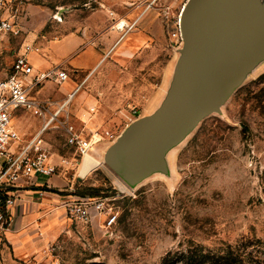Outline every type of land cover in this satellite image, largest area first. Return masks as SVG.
Segmentation results:
<instances>
[{
    "label": "rangeland",
    "instance_id": "obj_1",
    "mask_svg": "<svg viewBox=\"0 0 264 264\" xmlns=\"http://www.w3.org/2000/svg\"><path fill=\"white\" fill-rule=\"evenodd\" d=\"M162 1L177 14L187 0ZM117 3L0 0V20L16 26L14 33H0V80L12 72L28 39L42 34L59 37L70 30V20ZM166 33L147 55L120 67L123 72H117L125 81L107 83L110 96L99 101L93 113L89 109L91 127L73 113L74 102L69 105L70 123L83 138L91 139L96 131L103 137L90 152L95 158L103 157L112 143L106 133L118 137L133 109L139 118L158 105L177 57L175 42ZM64 87H58L59 97H67ZM40 97L53 100L49 94ZM25 114L23 128L32 134L42 118ZM45 140L54 159L62 156L79 165L58 171L42 198L27 187L14 191L18 201L32 207L22 224L16 219V206L9 210L8 220L3 214L0 264H264V67L224 107L223 117L206 119L171 156V179L153 178L135 190L123 189L117 176L94 159L79 171L82 161L67 146L64 128L50 129ZM82 192L117 197L119 219L110 233L100 221L85 225L69 219L63 204ZM11 235L24 237L25 244L19 246Z\"/></svg>",
    "mask_w": 264,
    "mask_h": 264
},
{
    "label": "water",
    "instance_id": "obj_2",
    "mask_svg": "<svg viewBox=\"0 0 264 264\" xmlns=\"http://www.w3.org/2000/svg\"><path fill=\"white\" fill-rule=\"evenodd\" d=\"M181 45L153 111L129 123L103 163L131 190L172 178L170 158L264 67V0H187ZM175 154V153H174Z\"/></svg>",
    "mask_w": 264,
    "mask_h": 264
},
{
    "label": "built area",
    "instance_id": "obj_3",
    "mask_svg": "<svg viewBox=\"0 0 264 264\" xmlns=\"http://www.w3.org/2000/svg\"><path fill=\"white\" fill-rule=\"evenodd\" d=\"M148 8H154L160 14V18L168 31V37L175 42L178 48L181 43L179 31V15L174 8L162 0H151ZM175 14V16H174ZM16 26L7 19L0 20L1 32H15ZM29 51V49H28ZM69 79L65 71L45 72L36 74L28 60V52L19 55L13 65L12 72L0 80V224L4 225V213L9 219V210L16 206L18 189L27 187L35 189L41 198L46 194L45 188L49 185L42 178L55 177L65 166L71 170L79 165L69 162L62 156L57 164L54 163V155L47 147L45 136L52 128H64L66 144L83 161L89 154L93 145L101 142L98 132L91 139L83 138L76 126L70 123L68 107L75 97L77 90L69 94L60 104L50 100H40L34 96L36 90L46 81L54 80L64 83ZM51 107L54 110H51ZM17 110H24L34 117L42 118L41 129L30 139L22 138L12 124L13 115ZM93 113L95 109L91 108ZM138 111L133 109L128 117L129 122L136 120ZM64 118V119H62ZM110 142L117 136L106 133ZM76 163V164H74ZM82 163V162H81ZM71 199L63 204L69 219L80 224H91L94 221L101 222V228L110 233L118 223L119 213L115 207L117 197H80L71 196ZM6 220V222H7Z\"/></svg>",
    "mask_w": 264,
    "mask_h": 264
},
{
    "label": "crops",
    "instance_id": "obj_4",
    "mask_svg": "<svg viewBox=\"0 0 264 264\" xmlns=\"http://www.w3.org/2000/svg\"><path fill=\"white\" fill-rule=\"evenodd\" d=\"M117 1L114 8L101 6L81 20H70L66 25L70 30L59 37L49 38L42 34L28 39L17 55L18 57L28 52L29 63L36 74L49 71H65L68 74L69 79L64 83L46 81L36 90L34 96L43 100L40 96L47 97L49 94L53 100L50 97L45 100L60 104L66 97L57 95L58 87L65 86L64 93L67 96L77 90L72 100V111L86 128L93 125V122L87 119L88 116L91 117L89 109L97 107L99 101L102 102L110 96L106 91L107 83L114 85L125 81L117 72H123L120 67L128 66L136 58L147 55L148 50L154 47L156 42L163 41L167 35L159 12L148 8V0ZM25 113L28 112L17 110L13 115L12 124L22 138L30 139L41 129L42 121L35 126L32 134H27L23 128ZM58 159H54L55 164ZM82 163L79 171L89 167L92 161L88 159L84 167ZM52 179H46L44 182L50 187ZM31 207L26 201L16 203V219L19 224L26 222L23 218ZM17 224L14 227L18 229ZM12 240L19 246L25 244L24 237H13Z\"/></svg>",
    "mask_w": 264,
    "mask_h": 264
},
{
    "label": "bare ground",
    "instance_id": "obj_5",
    "mask_svg": "<svg viewBox=\"0 0 264 264\" xmlns=\"http://www.w3.org/2000/svg\"><path fill=\"white\" fill-rule=\"evenodd\" d=\"M123 26H124V24H123ZM174 153H175V152H173L172 155H174ZM86 156H88V157L85 158ZM85 157L83 158L84 161H82V162H83V163H82V166H83V167L86 166L88 159H94V160L100 162V164H104V163H103L102 156H101L100 159H98V158H95L93 155H91V154L89 153V154L85 155ZM79 168H80V167H79ZM81 168H82V167H81ZM157 178H158V179H163L162 177H157ZM117 179H118V183L120 184V186H121L123 189H126L127 186L123 183V181H121L118 177H117Z\"/></svg>",
    "mask_w": 264,
    "mask_h": 264
},
{
    "label": "trees",
    "instance_id": "obj_6",
    "mask_svg": "<svg viewBox=\"0 0 264 264\" xmlns=\"http://www.w3.org/2000/svg\"><path fill=\"white\" fill-rule=\"evenodd\" d=\"M76 196H80V197H98V192H86V193H78V195H76ZM239 251H238V253H237V256H239ZM167 260V258L166 259H164V261H166Z\"/></svg>",
    "mask_w": 264,
    "mask_h": 264
}]
</instances>
